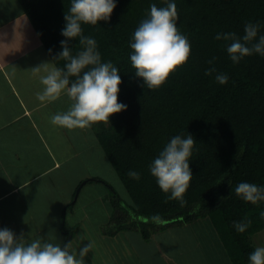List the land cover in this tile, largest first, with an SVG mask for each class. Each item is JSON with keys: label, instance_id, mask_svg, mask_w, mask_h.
Segmentation results:
<instances>
[{"label": "trees", "instance_id": "1", "mask_svg": "<svg viewBox=\"0 0 264 264\" xmlns=\"http://www.w3.org/2000/svg\"><path fill=\"white\" fill-rule=\"evenodd\" d=\"M19 1L54 63L63 68L66 61L54 58L62 51L61 41L68 39L62 30L71 0ZM167 2L177 5V27L191 43V57L165 84L150 90L135 76L130 44L151 5L164 7ZM116 5L109 20L82 24V34L96 40L101 62L111 61L118 68L122 79L118 100L127 106L107 123L92 125L131 197L129 208L119 216L114 213L119 220L102 227L103 232L115 235L131 229L149 241L159 230L188 226L199 218L208 229L219 231L237 264H250L249 254L259 247L254 237L264 230L260 217L264 201L245 202L234 190L241 182L264 187V56L254 53L233 63L227 53L230 41L215 37L233 32L243 37L245 25L252 22L260 25L252 43L258 42L264 36V0H116ZM68 43L73 55L81 50L79 38ZM210 67L227 74L228 82L218 83L215 72L205 75ZM188 134L196 142L190 160L193 178L182 207L160 189L149 165L171 138ZM130 170L140 178H131ZM85 179L105 183L98 176ZM112 193L118 209V194ZM246 219L251 225L244 233L237 232L234 222Z\"/></svg>", "mask_w": 264, "mask_h": 264}, {"label": "clouds", "instance_id": "2", "mask_svg": "<svg viewBox=\"0 0 264 264\" xmlns=\"http://www.w3.org/2000/svg\"><path fill=\"white\" fill-rule=\"evenodd\" d=\"M116 6V0H71L62 30V35L68 39L61 41L62 51L54 58L55 61H66L64 67L45 62L31 69L33 74L43 73L39 76L43 88L36 93L39 101L54 102L62 94L72 101L67 111L51 116L50 123L54 126L84 129L96 123H107L112 115L126 110L127 106L118 100L122 84L118 68L111 61L101 62L96 40L82 34V24L96 25L99 21L109 20ZM177 19L175 2H167L164 7L152 4L148 18L140 22L133 34L131 66L135 69V76L142 78L150 90L165 84L191 57V43L181 34ZM259 28L258 23L249 22L245 25L243 37L233 32L219 33L215 39L230 41L227 53L233 63H239L254 53L264 56V36L252 43ZM77 38L81 50L73 55L68 41ZM208 63L212 65L213 61ZM214 72L218 83L228 82V75L217 72L215 67L206 70L205 75L211 76ZM73 77L74 80L71 79ZM195 142L191 134L174 136L149 165L160 189L169 194L168 199L179 200L182 207L187 203L184 196L193 178L190 160ZM128 175L140 178L136 171L130 170ZM234 191L245 202L256 204L264 201V187L254 183L241 182ZM260 217L264 219V211L260 212ZM251 223L246 219L234 222V227L237 232L244 233ZM52 239L49 236L47 241L38 238L29 242L23 233L17 237L8 228L0 229V264H85V257L94 248L90 240L77 251L73 248V241L62 246ZM84 239L85 236H81V241ZM249 262L264 264V246L256 247L249 254Z\"/></svg>", "mask_w": 264, "mask_h": 264}, {"label": "crops", "instance_id": "3", "mask_svg": "<svg viewBox=\"0 0 264 264\" xmlns=\"http://www.w3.org/2000/svg\"><path fill=\"white\" fill-rule=\"evenodd\" d=\"M45 62L56 66L21 2L0 0V229L7 228L5 214L10 213L12 221L20 220L17 230H28L21 216L24 221L26 215L32 217V223L38 210L28 203L17 204L11 197L41 177H53L62 166L74 167V158L92 147L91 126L69 130L50 123L52 115L70 107L72 101L66 94L54 102H41L36 98V93L43 88L39 79L43 73L33 74L31 69ZM98 148L102 149L100 144ZM75 190L74 187L71 195L56 205L55 212L62 216L67 212ZM124 233L130 237H123ZM157 233H153L149 242L136 230H120L115 235L101 231L89 237L95 249L85 257V264H157L150 256L145 259L146 249L135 242L139 240L144 246L152 244L161 250L154 237ZM196 234L197 238H202ZM27 236L26 233V239ZM75 236L77 238L73 234L68 242L73 241V246L76 245L73 248L80 249ZM220 241L223 242L221 238ZM105 248L108 250L104 251ZM96 250L102 253L97 255ZM109 251L112 257H107ZM169 255L164 254V262L160 264L177 262L173 254ZM109 258L115 263H110Z\"/></svg>", "mask_w": 264, "mask_h": 264}, {"label": "rangeland", "instance_id": "4", "mask_svg": "<svg viewBox=\"0 0 264 264\" xmlns=\"http://www.w3.org/2000/svg\"><path fill=\"white\" fill-rule=\"evenodd\" d=\"M91 135L92 147L86 153L74 158V167L62 166L53 177H41L11 197V201H15L17 204L28 203L38 210L37 217L33 216L32 223H30L32 217L28 218L29 216L26 215L28 230H21L24 235L28 234L29 242L38 238H44L47 241L51 236L52 242L60 243L63 246L67 242L66 240L72 236V232H74L72 228H74L77 244L79 247H83L89 243L90 236L95 237L99 232H103L102 227L103 229L104 227L109 228V223L115 225L119 217L114 218V213L119 216L122 209L129 208L131 197L123 180L106 157L104 150L98 148L99 142L93 132ZM97 176L105 183L96 180L86 181L81 187L76 202L74 198L71 200L67 212L63 216L55 212L58 209L56 205L71 195V190L74 187L76 190L73 197H75L81 181L87 177ZM112 191H116L118 194L121 203L120 207H117L118 209H115L116 207L112 203L114 195ZM5 217L6 223H8L7 228L20 234L21 231L17 230L20 220L12 221L10 213L5 214ZM21 222L25 223L22 216ZM195 231L202 238H196ZM19 234L17 237L20 236ZM81 236H85L82 241ZM123 237H130V235L124 233ZM154 237L161 250L152 244L144 246L139 240L135 242L137 245H141L143 250L146 249L145 259L150 256L156 260L157 264L163 263V255H168V253L169 256L174 255L177 264H237L227 252V248L224 247V242L220 241L219 231L217 229L214 231L212 227L208 229L199 218L188 226L175 228L169 226L159 230ZM254 238L259 247L264 246L259 243H264V230L258 232ZM132 240L134 239H129V241ZM107 250V248L104 249V251ZM100 252L102 253V251L96 250L95 254L100 255ZM107 257H112V251L108 252ZM109 262L113 263L114 259L109 258Z\"/></svg>", "mask_w": 264, "mask_h": 264}, {"label": "water", "instance_id": "5", "mask_svg": "<svg viewBox=\"0 0 264 264\" xmlns=\"http://www.w3.org/2000/svg\"><path fill=\"white\" fill-rule=\"evenodd\" d=\"M86 181H87V180L84 179V180L81 182L80 186L77 188L76 195H75V197H74V201L77 199V196H78V194H79V192H80L81 186H82ZM70 237H71V236H70ZM70 237L68 238L67 243H68V241L70 240Z\"/></svg>", "mask_w": 264, "mask_h": 264}]
</instances>
